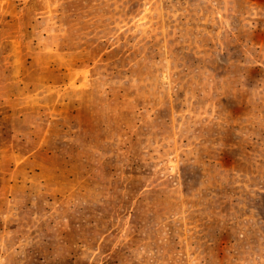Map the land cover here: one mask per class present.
Here are the masks:
<instances>
[{
    "label": "rangeland",
    "instance_id": "obj_1",
    "mask_svg": "<svg viewBox=\"0 0 264 264\" xmlns=\"http://www.w3.org/2000/svg\"><path fill=\"white\" fill-rule=\"evenodd\" d=\"M0 264H264V0H0Z\"/></svg>",
    "mask_w": 264,
    "mask_h": 264
}]
</instances>
